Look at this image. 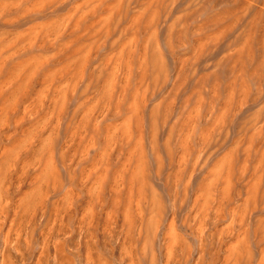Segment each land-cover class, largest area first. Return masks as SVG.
<instances>
[{
	"label": "rangeland",
	"instance_id": "obj_1",
	"mask_svg": "<svg viewBox=\"0 0 264 264\" xmlns=\"http://www.w3.org/2000/svg\"><path fill=\"white\" fill-rule=\"evenodd\" d=\"M0 264H264V0H0Z\"/></svg>",
	"mask_w": 264,
	"mask_h": 264
}]
</instances>
